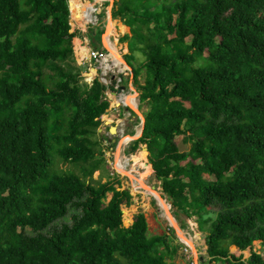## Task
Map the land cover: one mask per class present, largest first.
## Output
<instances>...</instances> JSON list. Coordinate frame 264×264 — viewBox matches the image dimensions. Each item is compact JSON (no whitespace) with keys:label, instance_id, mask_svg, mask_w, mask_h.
Masks as SVG:
<instances>
[{"label":"trees","instance_id":"obj_1","mask_svg":"<svg viewBox=\"0 0 264 264\" xmlns=\"http://www.w3.org/2000/svg\"><path fill=\"white\" fill-rule=\"evenodd\" d=\"M115 6L129 62L145 58L127 63L134 81L145 71L147 106L130 151L144 145L171 207L196 216L208 262L264 264L228 255L264 246V0ZM77 33L68 0H0V264H172L176 247L147 236L141 213L122 225L131 195L117 175L91 179L106 167L98 129L111 106L98 79L64 66Z\"/></svg>","mask_w":264,"mask_h":264},{"label":"rangeland","instance_id":"obj_2","mask_svg":"<svg viewBox=\"0 0 264 264\" xmlns=\"http://www.w3.org/2000/svg\"><path fill=\"white\" fill-rule=\"evenodd\" d=\"M69 2L70 0H68L70 33L76 31L78 33L72 39L74 60H69L64 66H70L73 70L76 68L77 71H80L83 83L91 85L94 77L100 82L103 68L111 69V66L114 65L112 54L107 47L108 42L112 44L121 60L124 61L121 68H117V70H113L112 72H106L107 88L104 86V95L110 103L111 109L103 116L102 124L98 129V134H103L107 138L102 146L106 167L104 166L103 171L94 172L91 179L105 182L117 175V179L120 182V185L118 184L121 187L120 190H127L131 195L130 205L121 207L122 225L124 227L130 226L134 216L141 213L147 225V236L165 235L168 245L176 247V252L172 259L165 257L167 263L221 264L220 262L207 261L208 257L204 245L205 231H202L201 226H199L200 230H198L196 216L187 218L181 211H176L170 207L167 202L168 200L165 201L166 196L163 194L160 183L156 180L152 168L148 163L144 145H140L133 152L130 151V143L141 136L144 113L147 111L146 104L139 103V86L144 84L145 71L141 69L134 81L132 67L137 68L143 63L145 58L139 53H134V60L129 62L127 43L121 41L123 35H129V30L123 26L119 17L111 18V13L116 10L115 4L118 3V0H100L99 2L80 0V7L76 6L77 9L72 13L70 12ZM86 5H92L94 12L91 15V21L82 24L80 20L84 10L82 6ZM90 49H94L103 56H106L108 59L107 66L102 65L100 69L99 64L91 60L89 56ZM127 63H131L132 67ZM92 70L94 71V75L90 76ZM119 70L122 71V74H120L121 82L118 85L119 87L116 88L112 77L119 75ZM110 89L112 91L116 90L114 92L115 95L110 93ZM118 96L128 97L132 101V106L129 107L122 100L119 101ZM110 129L114 130L115 136L109 132ZM124 139H128V141L120 144ZM182 139L181 135L177 136L174 139V143L179 150L185 151L189 148V144L185 143ZM141 159L150 166V171H148ZM117 161L120 162L123 173L116 167L115 163ZM70 170L80 175L78 169L70 167ZM139 182L143 184V187ZM144 187L155 193L156 196L147 192ZM109 198L110 194L107 195L106 201ZM159 202L164 207L165 205L168 207V211H166L169 214L168 216L163 215ZM169 218H172L174 223ZM66 222L69 223V219H66ZM61 223L63 222L61 221L58 225ZM189 243H191L193 250L188 246ZM251 252H256L264 258V246L261 245L260 241L252 242L251 247H247L244 251H239L235 247H229L228 255L229 259L230 256L236 258L241 256V261H246L250 258Z\"/></svg>","mask_w":264,"mask_h":264},{"label":"bare ground","instance_id":"obj_3","mask_svg":"<svg viewBox=\"0 0 264 264\" xmlns=\"http://www.w3.org/2000/svg\"><path fill=\"white\" fill-rule=\"evenodd\" d=\"M94 2H99L100 0H93ZM82 8H84V10H83V12H82V15H81V17H80V20H81V23L82 24H85V23H88V22H90L91 21V15H92V13L94 12V7L92 6V5H86V6H82ZM93 23V22H92ZM108 44V49H109V51L111 52V54H112V57H113V63H114V65H123V62L124 61H122L121 60V58L119 57V55H118V53H117V51L114 49V47L112 46V44H110L109 42L107 43ZM121 68V67H120ZM119 98H118V100L120 101V100H122L126 105H128L129 107L130 106H132V101H130L129 99H128V97H122V96H118ZM135 108V107H134ZM136 132V131H135ZM139 132V131H138ZM136 135V134H135ZM128 141V139H124L123 140V142H121L120 144H122V143H125V142H127ZM120 148V147H119ZM118 152V151H117ZM121 154V153H120ZM122 155V154H121ZM116 167L118 168V170L121 172V173H123L122 172V167H121V164H120V162L119 161H117L116 163ZM126 171V170H125ZM142 175H143V173H142ZM140 176V175H139ZM144 176V175H143ZM132 177H133V175H132ZM140 183V185H142V187H143V184L141 183V182H139ZM148 187V186H147ZM142 189V188H141ZM144 189L147 191V192H149V193H151V194H153V195H155L156 196V194L155 193H153V192H151L148 188H146V187H144ZM159 205L161 206V208H162V210H163V215H166V216H168L169 214L166 212V211H168V207H166V205H165V207L163 206V204L161 203V202H159ZM169 220L172 222V223H174V221H173V219L172 218H169ZM176 224V223H175ZM194 226V225H193ZM173 228H175V227H173ZM185 234V233H184ZM189 239V238H188ZM193 240V239H192ZM188 246L192 249V246H191V243H189L188 244ZM193 250V249H192Z\"/></svg>","mask_w":264,"mask_h":264},{"label":"built area","instance_id":"obj_4","mask_svg":"<svg viewBox=\"0 0 264 264\" xmlns=\"http://www.w3.org/2000/svg\"><path fill=\"white\" fill-rule=\"evenodd\" d=\"M89 56H90V58H91V60H93L94 62H96V63H98L99 64V66H100V69L102 68V65H105V66H107V63H108V59L106 58V56H103L102 54H100V53H98L97 51H95L94 49H90L89 50ZM83 59H86V58H83ZM121 67V65H118V66H115V65H112L111 66V69L110 68H103V71H102V77H101V79H100V82H101V84L103 85V86H105V88H107V83H106V72L107 71H110V72H112L113 70H117V68H120ZM118 74L119 75H117V76H113L112 77V81L115 83V87L117 88V87H119L118 85L120 84V82H121V77H120V74H122V71L121 70H119V72H118ZM116 91V90H115ZM115 91H112L111 89H110V93H112L113 95H115ZM118 94V93H117ZM117 108V107H116ZM115 134L116 133H114V136H115Z\"/></svg>","mask_w":264,"mask_h":264},{"label":"water","instance_id":"obj_5","mask_svg":"<svg viewBox=\"0 0 264 264\" xmlns=\"http://www.w3.org/2000/svg\"><path fill=\"white\" fill-rule=\"evenodd\" d=\"M95 80V77L93 78ZM143 124H144V121L142 122V128H143ZM100 131V130H99ZM109 132L111 134H114V130L113 129H110ZM142 132V131H141ZM141 134V133H140ZM165 201H167V199L165 198ZM169 205H171V202L170 201H167Z\"/></svg>","mask_w":264,"mask_h":264},{"label":"clouds","instance_id":"obj_6","mask_svg":"<svg viewBox=\"0 0 264 264\" xmlns=\"http://www.w3.org/2000/svg\"><path fill=\"white\" fill-rule=\"evenodd\" d=\"M171 207V205H169Z\"/></svg>","mask_w":264,"mask_h":264}]
</instances>
